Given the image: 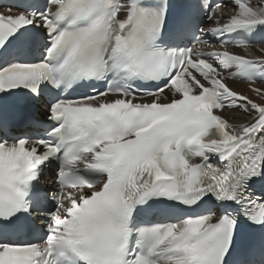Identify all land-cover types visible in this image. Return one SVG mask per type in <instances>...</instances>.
Listing matches in <instances>:
<instances>
[{
  "label": "bare ground",
  "instance_id": "bare-ground-1",
  "mask_svg": "<svg viewBox=\"0 0 264 264\" xmlns=\"http://www.w3.org/2000/svg\"><path fill=\"white\" fill-rule=\"evenodd\" d=\"M254 13V16L255 17H259V16H264V3H263V5L262 6H260L258 9H257V11L256 12H253ZM229 16H231V15H229ZM264 89V87H262V90ZM262 90H260L263 94H264V92L262 91ZM257 98L258 99H260V100H262V101H264V95H262V96H257ZM252 110H253V108L252 107H250V106H246V108H245V111L247 112V113H250V112H252ZM251 117H248L245 113H240V114H236V120L237 121H247V120H249Z\"/></svg>",
  "mask_w": 264,
  "mask_h": 264
}]
</instances>
